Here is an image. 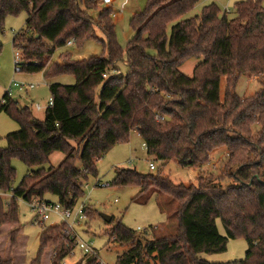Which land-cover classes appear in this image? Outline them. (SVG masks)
Instances as JSON below:
<instances>
[{
  "label": "trees",
  "instance_id": "16d2710c",
  "mask_svg": "<svg viewBox=\"0 0 264 264\" xmlns=\"http://www.w3.org/2000/svg\"><path fill=\"white\" fill-rule=\"evenodd\" d=\"M199 2L148 0L144 11L131 19L133 35L125 59L113 10L102 9L96 18L89 14L97 9L95 0H0V34L8 17L28 16L25 30L13 38V47L23 54L22 72L43 73L46 80L63 75L76 80L74 86H49L53 104L43 122L6 94L0 102V113L20 125L0 150V191L12 193L9 205L0 198V236L4 227H12L0 264L16 262L18 200L46 201L49 195L62 208L74 210L85 196L84 181L97 177L98 162L129 142L132 133L138 134L148 156L182 168L201 169L213 153L225 150L221 178L232 183L222 187L199 176L197 184H174L160 173L117 170L112 187L137 188L136 199L155 190L174 201L178 229L174 236L148 238L118 222L110 230V242L127 251L116 264H213L200 255L224 253L229 240L239 238L248 244L245 259L222 264H264V8L261 0H247L235 5L236 17L230 20L211 4L199 16L184 19ZM88 41L100 42L106 54L52 63L69 42L81 48ZM191 59L201 62L189 78L179 69ZM120 63L126 75L118 74ZM245 75L262 76L260 90L247 98L237 94ZM54 153L64 159L47 170ZM15 159L29 172L13 189ZM84 213L93 219L90 209ZM217 220L226 236L220 235ZM65 232V224L43 226L31 264H43L51 246V264H61L75 248ZM82 261L100 264L97 257L83 256Z\"/></svg>",
  "mask_w": 264,
  "mask_h": 264
},
{
  "label": "rangeland",
  "instance_id": "374dc122",
  "mask_svg": "<svg viewBox=\"0 0 264 264\" xmlns=\"http://www.w3.org/2000/svg\"><path fill=\"white\" fill-rule=\"evenodd\" d=\"M138 1L143 4L145 0ZM245 1L247 0H200L195 10L184 19L199 16L205 6L215 4L219 7L221 13H227L228 19L231 20L236 17L235 5ZM124 3L127 6L122 12L121 7ZM132 3V0H113V10L117 15L122 16L121 20L118 21V25H116V35L117 42L125 53V59L127 58V43L133 35V31L130 28V22L133 18L130 14ZM96 4L97 9L89 13L93 18H96L105 6L101 0H96ZM261 4L264 8V0H261ZM27 19L28 16L24 13L16 17H8L5 21L4 32L0 34V46L2 47L0 54V102L12 82L16 81L23 89L13 88L11 99L18 104V107L22 109L28 108L36 121L43 122L51 99L49 86L51 84L74 86L76 80L70 75L46 80L43 73L26 74L15 72L13 38L25 30ZM71 54L77 59L84 60L99 57L106 54V52L103 45L97 41H88L81 48L67 45L55 53L52 63L58 64L61 61V64H64L71 62ZM200 62V59H191L179 71L186 77L192 78L193 72ZM117 68L119 75H126L127 68L124 63L118 64ZM248 77L242 76L237 87V94L243 98L254 96L261 88V75L254 78ZM31 85L34 86V89H30ZM225 86L226 79L222 78L220 83L222 97ZM37 104L43 108L41 111L36 110ZM19 131L20 125L15 120L4 112L0 113V150L6 149L7 136ZM80 149L82 151L83 147ZM227 157L225 150H219L211 155L210 163L201 169L182 168L174 162L163 163L154 157L148 156L138 134L132 133L129 142L115 146L98 162L97 177H89L87 181H84L85 196L79 201L77 207L82 204L85 205L93 214V219L86 218L81 221L80 226L74 227L77 238L95 251L100 264H116L117 258L127 251L126 247L110 242V230L118 222L136 232L138 236H146L148 238L174 236L178 229L176 203L171 199L158 195L155 190H152L146 196L136 199L140 192L139 189L112 187L117 170H135L141 175L152 176H157L160 173L163 177H168L174 184H197V179L201 176L206 179H212L218 185L226 187L232 183L229 178H221ZM63 159L64 155L62 153H54L50 157V163L45 168L47 170L49 168H57ZM150 165H153L155 170L151 171ZM12 166L16 170V179L12 185L13 189H15L21 184L29 169L18 159L12 161ZM76 166L81 168L79 160ZM98 182L100 184H109L110 186L106 188L97 186ZM0 198L4 200L5 204L9 205L12 193L0 191ZM45 199L50 202L56 201V198L49 195ZM17 206L21 231L15 264H30L37 256L43 226L51 227L57 225L59 218L52 214L50 219L44 224H35L33 223L34 213L30 209L29 204L18 200ZM103 216L110 217L114 221L107 223ZM216 224L220 235L226 236L221 221L217 220ZM2 234L0 236V252L5 257L9 248L10 231ZM6 237H8L7 240ZM247 248L248 244L243 238L229 240L224 253L202 254L200 258L213 264L240 262L245 259ZM53 250V246L46 250L43 264H51ZM79 259H83V255L79 250H75V257L71 261L76 262Z\"/></svg>",
  "mask_w": 264,
  "mask_h": 264
},
{
  "label": "built area",
  "instance_id": "2783aa9c",
  "mask_svg": "<svg viewBox=\"0 0 264 264\" xmlns=\"http://www.w3.org/2000/svg\"><path fill=\"white\" fill-rule=\"evenodd\" d=\"M101 1L105 6H110L112 3V0H101ZM68 46H73V42H69ZM14 49H15L14 52L15 72L20 73L22 72L23 54L20 49L18 48H14ZM13 88H18L20 90L23 89L21 85H19L16 81H13L11 86H9L8 90L5 93L9 98H11ZM30 89H34V86L31 85ZM52 104L53 102L52 100H50L48 103V107L52 106ZM35 108L37 111H41L43 109L40 105H36ZM150 170L151 171L155 170V167L153 165H150ZM97 186L106 188L109 187L110 185L100 184V182H98ZM28 204L30 206V209L34 213L33 223L42 225L50 219V216L52 214H54L59 218L58 225L65 224L66 226L65 234L71 237L72 239H74L75 241L74 250L68 255V257L62 260L61 264H76L78 262H81V264H83L84 261H82V259H79L76 262L71 261L75 257V250H79L84 257H97V254L89 245H87L82 240H79L77 238V234L74 230V227L80 226L81 221L86 219L84 213L86 210L85 205L82 204L79 207H76L74 210H66L56 202L42 201L39 199H34L31 203Z\"/></svg>",
  "mask_w": 264,
  "mask_h": 264
},
{
  "label": "crops",
  "instance_id": "0c3cea01",
  "mask_svg": "<svg viewBox=\"0 0 264 264\" xmlns=\"http://www.w3.org/2000/svg\"><path fill=\"white\" fill-rule=\"evenodd\" d=\"M133 1V3H132V7L130 8V14H131V17H134L136 14H139V13H141V12H143V10H144V8H145V6H146V3H147V1L148 0H145L144 2H143V4L141 3V1H138V0H132ZM127 5H126V3H124L123 5H122V7H121V9H122V12H123V10L125 9V7H126ZM105 8H110V9H112L113 10V0H112V3H111V5L110 6H104V8L103 9H105ZM113 12H114V14H113V21H114V24H115V26L116 25H118V21H120L121 20V18H122V16L121 15H117L116 13H115V11L113 10ZM129 41V40H128ZM71 57H72V61H80L81 59H77V58H75L74 56H73V54H71ZM58 64H61V61L58 63ZM245 76H247V75H245ZM249 78V77H248ZM251 81V80H250ZM37 105H39V104H37ZM56 202V201H55ZM11 227H4L3 229H2V233H5L6 231H11ZM8 233V232H7ZM1 235H3V234H1ZM8 239V237H6V240ZM31 264V263H30Z\"/></svg>",
  "mask_w": 264,
  "mask_h": 264
},
{
  "label": "water",
  "instance_id": "95a60500",
  "mask_svg": "<svg viewBox=\"0 0 264 264\" xmlns=\"http://www.w3.org/2000/svg\"><path fill=\"white\" fill-rule=\"evenodd\" d=\"M88 1H91V0H88ZM104 220L107 222V223H111L112 221V218L110 217H107V216H103Z\"/></svg>",
  "mask_w": 264,
  "mask_h": 264
}]
</instances>
